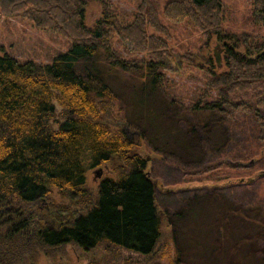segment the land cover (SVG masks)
<instances>
[{
    "label": "trees",
    "instance_id": "trees-1",
    "mask_svg": "<svg viewBox=\"0 0 264 264\" xmlns=\"http://www.w3.org/2000/svg\"><path fill=\"white\" fill-rule=\"evenodd\" d=\"M102 2L100 17L89 26L87 0H0L1 14L72 42L49 63L7 52L0 56V264H40L41 255L50 257L69 244L83 251L116 248L151 256L163 235L156 184L139 144L127 138L123 101L77 64L103 56L113 69L140 72L152 89L163 86L171 30L153 0H142L127 23ZM252 3L254 23L264 27V0ZM164 16L174 24L191 21L204 47L212 41L225 46L224 69L210 50L204 61L190 52L179 54L180 62L196 60L208 74L192 109L226 119L252 117V138L263 147L259 156L241 149L192 174L228 181L223 187L235 195L255 191L264 176V40L227 31L221 0H169ZM115 34L143 56L120 55L112 43ZM103 165H112L115 177L91 188L89 170ZM231 201L233 208L222 220L224 237L230 225L243 226L245 236L234 244L229 260L242 264L237 252L244 243L264 253V197L232 195Z\"/></svg>",
    "mask_w": 264,
    "mask_h": 264
},
{
    "label": "rangeland",
    "instance_id": "rangeland-1",
    "mask_svg": "<svg viewBox=\"0 0 264 264\" xmlns=\"http://www.w3.org/2000/svg\"><path fill=\"white\" fill-rule=\"evenodd\" d=\"M102 1L108 2L119 22L127 23L133 20L142 0H87L85 17L89 26L100 17ZM153 1L172 34L169 41L172 54L166 60L167 80L163 86L152 89L140 72L113 69L103 56L79 61L77 67L95 73L123 101L129 117L127 138L139 144L138 151L148 159L147 171L156 184L163 232L157 250L151 256H141L116 248L83 251L69 244L50 257L41 255L40 264H229L234 244L246 233L243 226L232 224L224 237L226 226L222 220L233 208L232 195L264 197V176L255 191L235 192V195L223 187L228 181L214 182L192 174L205 164L216 163L221 157L229 158L241 149H252L259 156L263 147L252 138L255 130L252 117L239 114L226 119L218 113L192 109L208 77L207 72L195 65L196 60L204 61L203 55L210 50L215 63L224 69L225 46L212 41L209 47H204L205 39L191 21L174 24L165 18L164 8L169 0ZM221 2L227 31L247 32L264 40V27L253 21L252 0ZM112 43L123 57L143 56L129 50L131 45L116 34ZM71 46L68 38L51 29L0 13V56L7 52L20 60L49 63ZM185 52L197 54L196 60L180 62L179 54ZM142 133L144 139L139 140ZM113 170L112 165L92 168L88 185L96 188L102 179L115 177ZM263 172L264 169L260 173ZM237 254L242 264H264V253L259 246L244 243Z\"/></svg>",
    "mask_w": 264,
    "mask_h": 264
},
{
    "label": "flooded vegetation",
    "instance_id": "flooded-vegetation-1",
    "mask_svg": "<svg viewBox=\"0 0 264 264\" xmlns=\"http://www.w3.org/2000/svg\"><path fill=\"white\" fill-rule=\"evenodd\" d=\"M97 173H100L101 174L102 172H101V170H99V171H97Z\"/></svg>",
    "mask_w": 264,
    "mask_h": 264
},
{
    "label": "water",
    "instance_id": "water-1",
    "mask_svg": "<svg viewBox=\"0 0 264 264\" xmlns=\"http://www.w3.org/2000/svg\"><path fill=\"white\" fill-rule=\"evenodd\" d=\"M98 175L100 176L101 174H100V173H98Z\"/></svg>",
    "mask_w": 264,
    "mask_h": 264
}]
</instances>
